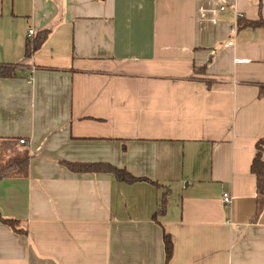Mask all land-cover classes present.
<instances>
[{"label": "crops", "instance_id": "0c3cea01", "mask_svg": "<svg viewBox=\"0 0 264 264\" xmlns=\"http://www.w3.org/2000/svg\"><path fill=\"white\" fill-rule=\"evenodd\" d=\"M240 19L264 20V0H0V65H16L0 140L29 153L27 177L0 181V215L25 230L0 222V264H264V31Z\"/></svg>", "mask_w": 264, "mask_h": 264}, {"label": "trees", "instance_id": "16d2710c", "mask_svg": "<svg viewBox=\"0 0 264 264\" xmlns=\"http://www.w3.org/2000/svg\"><path fill=\"white\" fill-rule=\"evenodd\" d=\"M237 29L252 28L262 29L264 31V20L258 21H244L239 20L237 22ZM47 30L41 31L31 41H27L25 44L24 55L30 58L31 55L43 44L47 37ZM16 65L7 64L0 65V78H11L15 74ZM200 70L203 71V68ZM259 96L264 97V86H259ZM19 144V140L7 139L0 140V181L6 178H25L28 175L29 167V153L26 149L16 148ZM13 145V146H12ZM15 145V146H14ZM264 136L259 139L255 145V155L250 165V172L255 177L256 191L258 195L264 201ZM66 168L73 173H92V174H111L118 182H124L127 184H133L137 182H147L157 188L161 185L157 182H153L147 178H138L131 175L124 169L113 167L109 164L103 163H62ZM169 196V190L165 189L160 197L159 207L153 214V220H156L158 216H163L166 212L167 199ZM258 214V213H257ZM257 217V216H256ZM0 222L13 229L17 234H24L25 230L19 227L17 220L3 218L0 215ZM163 249L165 263L168 262L173 255V242L171 236L163 231L162 235Z\"/></svg>", "mask_w": 264, "mask_h": 264}, {"label": "built area", "instance_id": "2783aa9c", "mask_svg": "<svg viewBox=\"0 0 264 264\" xmlns=\"http://www.w3.org/2000/svg\"><path fill=\"white\" fill-rule=\"evenodd\" d=\"M234 33V32H233ZM34 34L33 30H29L28 32V37H32V35ZM232 43H229V45H231ZM242 61L241 60H238L237 63H241ZM19 143L20 144H25V140H22L20 139L19 140ZM231 200H232V197L229 193H223L222 195V202L225 204V205H229L231 203Z\"/></svg>", "mask_w": 264, "mask_h": 264}]
</instances>
